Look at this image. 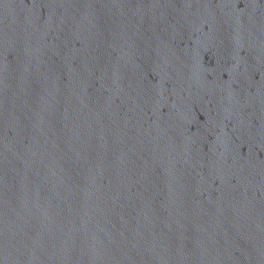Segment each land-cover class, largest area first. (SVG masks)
Wrapping results in <instances>:
<instances>
[{
  "label": "water",
  "instance_id": "95a60500",
  "mask_svg": "<svg viewBox=\"0 0 264 264\" xmlns=\"http://www.w3.org/2000/svg\"><path fill=\"white\" fill-rule=\"evenodd\" d=\"M0 264H264V0H0Z\"/></svg>",
  "mask_w": 264,
  "mask_h": 264
}]
</instances>
